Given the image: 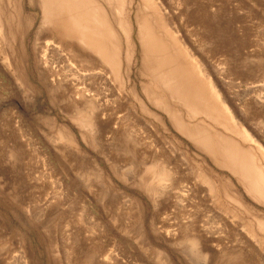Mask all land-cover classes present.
<instances>
[{"label":"rangeland","instance_id":"rangeland-1","mask_svg":"<svg viewBox=\"0 0 264 264\" xmlns=\"http://www.w3.org/2000/svg\"><path fill=\"white\" fill-rule=\"evenodd\" d=\"M152 1L146 24L195 62L223 119L160 92L142 62L140 0L123 7L120 79L89 81L78 111L71 86L41 81L40 10L22 0L25 34L0 37V264H264V0ZM174 111L222 137L205 151L168 120ZM225 152L250 163L249 180Z\"/></svg>","mask_w":264,"mask_h":264},{"label":"bare ground","instance_id":"bare-ground-1","mask_svg":"<svg viewBox=\"0 0 264 264\" xmlns=\"http://www.w3.org/2000/svg\"><path fill=\"white\" fill-rule=\"evenodd\" d=\"M21 1L0 0V37L7 30L13 32V29L25 34L28 22L24 18L21 27ZM140 1L150 8L149 15L142 16L144 19H141L140 13L135 19L142 62L149 66L153 64L149 76L158 78L160 92L173 95L187 108L190 116L198 114L214 122L221 121L222 106L215 88L207 84L205 76L194 67L195 62L190 57L184 60L182 56L177 58L160 35L152 31L145 21L152 15L157 16V7L152 0ZM124 4L125 0H37L40 20L34 52L41 81L46 85L49 78L51 81L60 78L69 88L71 86L80 100L75 104L80 112L85 106V96H91L88 82L98 78L100 85L109 88L112 80L120 79L125 67L123 54L127 53L128 45L122 22ZM17 17L18 25L13 28V21ZM170 114L167 113V117L174 127L186 137H199L197 144L205 151L209 152L210 149L209 137H222L220 134L208 135L198 127L191 129L188 123L185 124V116L175 111ZM241 156L225 152L224 165L243 173L244 178L249 180L252 173L248 168L251 165L249 162L247 166L241 163ZM150 163L155 166L153 160ZM141 165H145V162ZM257 177L260 178L259 174ZM158 182H161V178H158Z\"/></svg>","mask_w":264,"mask_h":264}]
</instances>
